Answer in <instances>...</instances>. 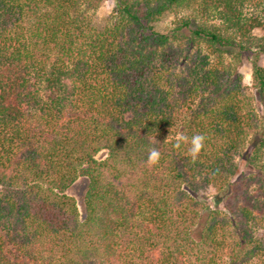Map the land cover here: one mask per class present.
Returning <instances> with one entry per match:
<instances>
[{"label": "trees", "instance_id": "1", "mask_svg": "<svg viewBox=\"0 0 264 264\" xmlns=\"http://www.w3.org/2000/svg\"><path fill=\"white\" fill-rule=\"evenodd\" d=\"M100 2L0 0V264H264V0Z\"/></svg>", "mask_w": 264, "mask_h": 264}, {"label": "rangeland", "instance_id": "2", "mask_svg": "<svg viewBox=\"0 0 264 264\" xmlns=\"http://www.w3.org/2000/svg\"><path fill=\"white\" fill-rule=\"evenodd\" d=\"M115 7L114 0H101L96 10L95 16L96 20L101 21L104 17L113 12ZM174 17L171 15L165 16L158 24L157 28L160 31H169L174 26ZM254 61L253 56L244 55L242 59V64L240 67V73L243 77V87L246 95L249 96L253 104L256 122L262 129H264V101H259L257 98L256 90L253 87V81L251 76L252 63ZM258 64H263V58L258 60ZM106 157V152L102 151L97 154L98 159H103ZM263 161H264V152H263ZM241 164V163H240ZM240 169L242 166L240 165ZM87 187V180L85 178H79L68 190L67 194L75 199L76 206L80 216H83V198ZM264 234V224L263 228L254 229V235L258 238H262L261 235ZM264 239V237L262 238ZM260 262H251L250 264H256Z\"/></svg>", "mask_w": 264, "mask_h": 264}, {"label": "clouds", "instance_id": "3", "mask_svg": "<svg viewBox=\"0 0 264 264\" xmlns=\"http://www.w3.org/2000/svg\"><path fill=\"white\" fill-rule=\"evenodd\" d=\"M181 140H188V137L181 136ZM204 136L202 134H196L191 137V152L193 156L199 152L201 147L203 146ZM160 153L157 149L153 148L149 152V162L155 164L159 159Z\"/></svg>", "mask_w": 264, "mask_h": 264}]
</instances>
